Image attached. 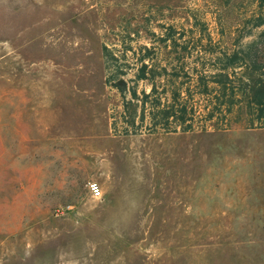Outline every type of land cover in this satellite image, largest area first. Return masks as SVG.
I'll use <instances>...</instances> for the list:
<instances>
[{
    "label": "rangeland",
    "instance_id": "374dc122",
    "mask_svg": "<svg viewBox=\"0 0 264 264\" xmlns=\"http://www.w3.org/2000/svg\"><path fill=\"white\" fill-rule=\"evenodd\" d=\"M257 65L264 0H0V264H264V211L180 199L264 169Z\"/></svg>",
    "mask_w": 264,
    "mask_h": 264
},
{
    "label": "crops",
    "instance_id": "0c3cea01",
    "mask_svg": "<svg viewBox=\"0 0 264 264\" xmlns=\"http://www.w3.org/2000/svg\"><path fill=\"white\" fill-rule=\"evenodd\" d=\"M263 140V139H262ZM177 177V176H176ZM216 177L232 179L224 182L227 188L205 192L189 198L181 197L185 202H205L217 205L204 206L201 209L220 211H264V169L224 170ZM177 179V178H175ZM186 210L195 206L186 204Z\"/></svg>",
    "mask_w": 264,
    "mask_h": 264
},
{
    "label": "trees",
    "instance_id": "16d2710c",
    "mask_svg": "<svg viewBox=\"0 0 264 264\" xmlns=\"http://www.w3.org/2000/svg\"><path fill=\"white\" fill-rule=\"evenodd\" d=\"M225 55H226V57L229 58L228 53H225ZM144 66L146 67L147 65L144 64ZM263 67H264V65H263ZM261 68H262V65H261ZM259 70H260V67L257 65L254 67L253 72L248 75V80L246 81V83L244 85L245 89H243V91H242L243 96L240 99L242 101L245 100L247 102H251L253 104H256L257 106H259L258 108L263 114L264 113V72L260 73ZM256 72H258L259 76H257ZM142 76H144V75H142ZM246 90H247V92H246ZM235 94H236V91L232 87V91L229 95V96H232L230 99H232ZM175 103H177V102H175ZM175 103L170 104L168 102H165L164 107L162 109H160V111L163 115V118H168L169 116L174 114L173 112L175 110V105H176ZM160 104H163L161 97L158 98L156 105L160 106ZM177 104H179V102ZM186 110H187V108L184 105L180 109V111H183V112H186ZM211 115H212V113H211ZM250 124H252V123H250ZM250 126H253V124Z\"/></svg>",
    "mask_w": 264,
    "mask_h": 264
},
{
    "label": "built area",
    "instance_id": "2783aa9c",
    "mask_svg": "<svg viewBox=\"0 0 264 264\" xmlns=\"http://www.w3.org/2000/svg\"><path fill=\"white\" fill-rule=\"evenodd\" d=\"M89 188H90L91 194L94 197H99L102 195V192H103L102 187L97 181L91 182Z\"/></svg>",
    "mask_w": 264,
    "mask_h": 264
}]
</instances>
